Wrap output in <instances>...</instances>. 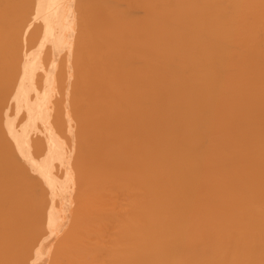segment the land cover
I'll return each mask as SVG.
<instances>
[{
	"label": "bare ground",
	"instance_id": "6f19581e",
	"mask_svg": "<svg viewBox=\"0 0 264 264\" xmlns=\"http://www.w3.org/2000/svg\"><path fill=\"white\" fill-rule=\"evenodd\" d=\"M0 264H264V0H0Z\"/></svg>",
	"mask_w": 264,
	"mask_h": 264
},
{
	"label": "snow or ice",
	"instance_id": "6c2138e0",
	"mask_svg": "<svg viewBox=\"0 0 264 264\" xmlns=\"http://www.w3.org/2000/svg\"><path fill=\"white\" fill-rule=\"evenodd\" d=\"M27 70H28V69H27V66H25V73H26V74H27ZM8 99H9V100H11V99H12V97H11V96H9V97H8ZM5 107H6V108H8V111H9V112H11V111H12V109H11V108L8 106V104H7V103L5 104ZM9 126H11V124H9Z\"/></svg>",
	"mask_w": 264,
	"mask_h": 264
}]
</instances>
